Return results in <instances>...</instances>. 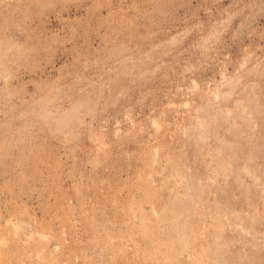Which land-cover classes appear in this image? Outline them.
<instances>
[{"label": "rangeland", "instance_id": "1", "mask_svg": "<svg viewBox=\"0 0 264 264\" xmlns=\"http://www.w3.org/2000/svg\"><path fill=\"white\" fill-rule=\"evenodd\" d=\"M0 264H264V0H0Z\"/></svg>", "mask_w": 264, "mask_h": 264}]
</instances>
